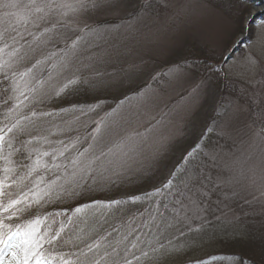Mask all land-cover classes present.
Instances as JSON below:
<instances>
[{"label":"snow or ice","instance_id":"6c2138e0","mask_svg":"<svg viewBox=\"0 0 264 264\" xmlns=\"http://www.w3.org/2000/svg\"><path fill=\"white\" fill-rule=\"evenodd\" d=\"M0 8L15 19L0 30V264H161L210 238V177L199 165L177 166L159 186L135 189L151 179L174 142L165 129L190 118L212 75L228 80L230 57L205 61L208 75L171 104L160 106L161 93L182 87L196 62L177 65L162 84L154 75L158 90L140 88L109 103L105 94L142 68L103 71L108 54L91 49L114 33L134 36L144 11L109 23L98 17L118 14V0H0ZM194 13L183 9L185 17ZM247 63L252 71L259 67L255 56ZM81 90L91 102L70 101ZM152 110L160 115L141 128ZM217 111L227 135L233 102L221 100ZM262 133L264 126L257 133L264 140ZM239 195L232 190L226 199ZM51 205L68 207L42 211ZM237 259L211 256L196 264Z\"/></svg>","mask_w":264,"mask_h":264},{"label":"rangeland","instance_id":"374dc122","mask_svg":"<svg viewBox=\"0 0 264 264\" xmlns=\"http://www.w3.org/2000/svg\"><path fill=\"white\" fill-rule=\"evenodd\" d=\"M118 14H104L98 19L117 23L131 19L144 11L145 17L136 26L134 36L112 34L95 42L91 51L108 54L103 71H119L139 66L142 71L133 74L123 87L105 95L112 99L122 97L140 88L159 89L151 78L160 74L159 83L167 80L165 73L185 62H196L197 70L188 74L182 87L167 86L161 93L160 106L178 100L181 92L190 88L204 71V62L217 63L226 56L236 41L243 43L231 54L223 74L212 75L207 95L190 118L176 122L165 129L176 138L164 158L159 162L151 179L135 191L159 186L177 166L181 168L199 165L206 180L207 218L214 227L211 237L186 253L165 258L161 264H196L216 253L218 256H234L239 250L229 249L232 243L250 235L263 249L255 260L264 259V140L257 135L264 126V1L263 0H118ZM151 5V7H147ZM190 6L194 15L185 17L183 9ZM8 9L0 8V30L14 24L15 19L6 16ZM255 56L259 67L252 71L247 63ZM258 103H253V95ZM93 96L81 90L71 102H91ZM230 100L234 115L228 121V134H222L223 118L217 111L218 102ZM159 116L156 110L143 116L140 127H146L150 116ZM179 129V131H178ZM261 135H264L262 133ZM200 145V148H197ZM196 149V151H193ZM192 152V157L184 162ZM197 162L191 163L194 158ZM202 156L203 160H200ZM231 179L232 185L226 183ZM235 190L236 198L226 199ZM68 205H51L42 211L47 213ZM166 242V241H163ZM227 246L224 250L220 247ZM253 247H256L253 244ZM252 247V248H253ZM139 254V253H137ZM232 264H246L241 253Z\"/></svg>","mask_w":264,"mask_h":264},{"label":"trees","instance_id":"16d2710c","mask_svg":"<svg viewBox=\"0 0 264 264\" xmlns=\"http://www.w3.org/2000/svg\"><path fill=\"white\" fill-rule=\"evenodd\" d=\"M198 158H199V156L197 158H194L193 160H191L192 161L191 163L197 162ZM200 160L201 161L203 160L202 156H200ZM55 210H57V209H55ZM253 244H255L256 247H253ZM220 248L224 249V250L228 249L227 246L225 248H224V246H221ZM229 249L239 250V253H236V254L233 253V255L238 256L241 253V256L243 257V260L246 264H249V262H251V264H264V259H262V261L254 259V257L260 258L258 252H262L263 249H261L259 243L257 241H255V239H252V237L250 235H247L245 237V239H243L241 241H237L235 243H232V245H230ZM218 255L219 254L216 253L214 256H218Z\"/></svg>","mask_w":264,"mask_h":264},{"label":"water","instance_id":"95a60500","mask_svg":"<svg viewBox=\"0 0 264 264\" xmlns=\"http://www.w3.org/2000/svg\"><path fill=\"white\" fill-rule=\"evenodd\" d=\"M264 1V0H263ZM243 43V37H240L237 41L236 44L233 45L230 49V51L226 54V56L230 57L232 53Z\"/></svg>","mask_w":264,"mask_h":264}]
</instances>
